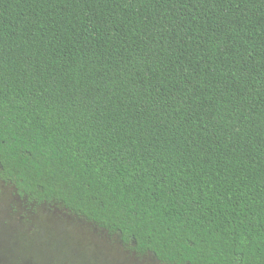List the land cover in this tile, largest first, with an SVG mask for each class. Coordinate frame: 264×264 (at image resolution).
I'll return each instance as SVG.
<instances>
[{
  "label": "trees",
  "instance_id": "1",
  "mask_svg": "<svg viewBox=\"0 0 264 264\" xmlns=\"http://www.w3.org/2000/svg\"><path fill=\"white\" fill-rule=\"evenodd\" d=\"M0 180L161 264H264V0H0Z\"/></svg>",
  "mask_w": 264,
  "mask_h": 264
},
{
  "label": "rangeland",
  "instance_id": "2",
  "mask_svg": "<svg viewBox=\"0 0 264 264\" xmlns=\"http://www.w3.org/2000/svg\"><path fill=\"white\" fill-rule=\"evenodd\" d=\"M0 264H161L94 224L33 204L0 180Z\"/></svg>",
  "mask_w": 264,
  "mask_h": 264
}]
</instances>
